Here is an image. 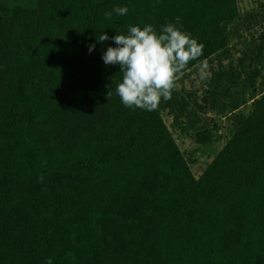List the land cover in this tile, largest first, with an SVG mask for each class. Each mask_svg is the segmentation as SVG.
Here are the masks:
<instances>
[{"label": "trees", "instance_id": "obj_1", "mask_svg": "<svg viewBox=\"0 0 264 264\" xmlns=\"http://www.w3.org/2000/svg\"><path fill=\"white\" fill-rule=\"evenodd\" d=\"M239 15L237 0H0V264H264V96L196 178L102 59L130 25L177 17L207 59Z\"/></svg>", "mask_w": 264, "mask_h": 264}, {"label": "rangeland", "instance_id": "obj_2", "mask_svg": "<svg viewBox=\"0 0 264 264\" xmlns=\"http://www.w3.org/2000/svg\"><path fill=\"white\" fill-rule=\"evenodd\" d=\"M34 8L37 0H3ZM239 17L225 26L228 45L207 58L210 76L196 66L177 82L158 110L199 178L238 133L264 96V0H237ZM180 114V116H179Z\"/></svg>", "mask_w": 264, "mask_h": 264}, {"label": "clouds", "instance_id": "obj_3", "mask_svg": "<svg viewBox=\"0 0 264 264\" xmlns=\"http://www.w3.org/2000/svg\"><path fill=\"white\" fill-rule=\"evenodd\" d=\"M113 11L119 16H126L127 6L115 7ZM113 12H106L111 19ZM180 18L176 23L162 26L159 33L149 24L129 26L127 34H118L111 39L117 45L108 47L102 59L106 65H119L122 81L115 86V93L122 104L130 109L144 111L157 110L162 99L169 101L177 88V82L188 70L190 62H196L201 79L210 76L207 59H201L204 45L182 30ZM104 33L97 36V42L108 41ZM95 50V45L89 51ZM112 95V90L108 96ZM43 179V178H41ZM47 264H52L49 259Z\"/></svg>", "mask_w": 264, "mask_h": 264}]
</instances>
